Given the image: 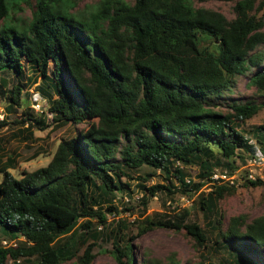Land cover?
<instances>
[{"label":"trees","instance_id":"1","mask_svg":"<svg viewBox=\"0 0 264 264\" xmlns=\"http://www.w3.org/2000/svg\"><path fill=\"white\" fill-rule=\"evenodd\" d=\"M202 1L208 0H98L90 10L72 12L77 0H0V95L6 84L1 73L23 78L22 60L30 72L11 85L5 110L21 106L28 82L45 101L50 123L74 129L44 166L18 178L8 165L0 167V235L16 242L0 243V264L8 258L59 264L73 257L89 264L93 245H85L84 237L101 233L96 224L109 225L105 203L111 211L117 192L132 193L129 172L140 166L161 171L166 180L136 183L142 210L157 191L194 194L197 210L215 231L214 249L231 257L195 264H264V216L230 215L223 223L217 205L233 185L212 184L205 191L195 180L213 168L230 172L236 160L243 163L255 151L235 123L264 108V99H230L223 111L213 98L237 76L264 91L263 1L209 0L231 2L229 16L195 5ZM21 4L31 6L27 22L15 16ZM41 113L22 109L12 121L23 140L33 128L48 126ZM84 120L85 128L77 129ZM7 124L0 120V127ZM250 130L264 147V124ZM189 166H196L194 178L184 170ZM263 182L256 177L241 184ZM115 224L106 252L117 264H134L130 242L153 227L183 230L195 245L206 246L205 230L177 215L135 220L129 236L122 220Z\"/></svg>","mask_w":264,"mask_h":264},{"label":"rangeland","instance_id":"2","mask_svg":"<svg viewBox=\"0 0 264 264\" xmlns=\"http://www.w3.org/2000/svg\"><path fill=\"white\" fill-rule=\"evenodd\" d=\"M97 1L77 0L74 7L70 10L72 12L90 10L95 6ZM125 1L132 2V0ZM254 1L256 5H259L263 1L260 8H264V0ZM231 4V2L227 1L208 0L197 2L195 5L208 6L221 12L225 16H229L231 14ZM21 8L22 10L16 13L15 16L21 18L23 22H27L30 18L31 6L21 4ZM4 22H6L5 19ZM22 62L25 72L23 78H19L10 72L1 73V77L6 80V84L3 87L4 93L0 95V111L3 113V120L7 121L8 124L0 127V167L8 165L9 168L7 170L16 178L24 171H31L40 166H44L50 159L58 141L63 137L72 136L74 132V129L67 124L58 126L50 123V113L47 112L46 103L42 98L39 104H37V111L33 109L31 106V92L36 93V90L33 89L34 84L30 86L27 85L28 82L27 84H23V89L21 90V106L14 108V112H7L5 110L6 97L9 95L8 91L11 85L16 83L18 79H25L27 74H30L27 64L23 60ZM260 98L264 99V91L256 90L254 86H247L246 77L237 76L230 89L224 90L220 95L217 94L213 98V101L219 105L216 108L224 111V102H228L230 99L234 100V102H242L244 100H258ZM22 109H27L33 116L40 114L41 111L45 123L48 124L42 130L33 128L32 136L27 137L26 140L22 139L25 133L20 132V125L12 123V121L18 120ZM257 124H264V108L262 107L252 114L250 118L235 123V128L242 131L253 149L260 147L255 139V134L251 133L253 131L250 130L251 127ZM85 126L86 121L84 120L77 124L76 128L84 129ZM261 134L264 139V132ZM184 170L190 176H194L196 166L185 167ZM145 173H150V176L148 180L143 181L139 177H142ZM129 174L132 177L129 182V189L132 193L128 195L117 192L111 201L114 209L107 211L106 203L104 207L102 206L106 222L109 225L101 226L96 224V231L101 233L98 236L90 235L87 238L84 237L87 240L85 245L88 243L93 245L92 253L94 256L89 264H117L111 254L106 252L111 250V243L108 239L107 232L110 227L116 225L115 221H123V232L126 233V236H129L136 231L135 220L138 223L143 217L161 219L170 217V215H177L178 218H182L183 222L198 223L205 230L206 246L200 247L195 245L193 239L184 234L183 230L177 231L172 228L153 227L130 242L132 262L134 264H138L140 261H152L158 264H195L197 261L201 263L206 261L216 263L226 256L227 260L231 259L224 248L214 249L216 246L214 243L215 231L208 227L207 222H210V219L206 220L202 217L201 212L197 210L194 194L180 195L178 192L168 194L165 190L157 191L154 195L148 197L146 205L142 210L141 193L143 191L137 188L136 183L144 184L145 186H150L155 183L166 185V180L162 176L161 171L157 169L153 170L147 166H140L130 171ZM169 179L172 180L171 178ZM259 179L264 181V176H261ZM217 210L222 215L223 223L230 215L245 214L248 218L259 214L264 216V182L256 185L238 184L237 187H234L232 194H227L220 200L217 205ZM182 211L187 212V215L182 216ZM85 245L81 246L78 255H80ZM19 264L25 263L20 262ZM59 264L78 263L73 257Z\"/></svg>","mask_w":264,"mask_h":264},{"label":"built area","instance_id":"3","mask_svg":"<svg viewBox=\"0 0 264 264\" xmlns=\"http://www.w3.org/2000/svg\"><path fill=\"white\" fill-rule=\"evenodd\" d=\"M34 106L37 108V104ZM1 117V115H0ZM264 176V147L256 148L251 154L245 156L243 163H236V167L230 172L227 169L213 168L209 174L203 177H198L197 180L201 182V189L208 191L212 184H228L237 187L243 180H251L253 178H260ZM184 182L188 181L187 177L183 178ZM1 243L5 246H14L15 242L2 240ZM18 262V260H15ZM7 263L11 264L12 259H8Z\"/></svg>","mask_w":264,"mask_h":264},{"label":"clouds","instance_id":"4","mask_svg":"<svg viewBox=\"0 0 264 264\" xmlns=\"http://www.w3.org/2000/svg\"><path fill=\"white\" fill-rule=\"evenodd\" d=\"M39 101H41V98H40V96L38 95V93H37V92H36V93L31 92V106L33 107V109H34L35 111H37V109L34 107V104H35V103H36V104H39ZM0 115H1L0 120H2V119H3V113H2L1 111H0ZM237 162L240 163L238 160H236L235 164H236ZM218 169H219V168H218ZM192 177H194V176H192ZM192 177H191V178H192ZM195 180H197V178H196ZM2 240L15 242L14 239L1 238V239H0V243H1ZM1 245H3V244L1 243ZM15 245H16V242H15ZM15 245L12 246V247H15ZM3 246H5V245H3ZM7 246H11V245H7ZM8 259H11V258H8ZM8 259L6 260V263H5V264H9V263H7ZM15 260H18V262H16ZM19 263H20V259H12V263H11V264H19Z\"/></svg>","mask_w":264,"mask_h":264}]
</instances>
